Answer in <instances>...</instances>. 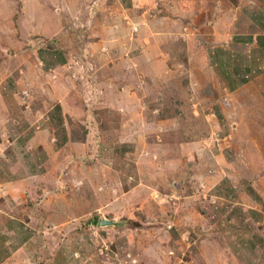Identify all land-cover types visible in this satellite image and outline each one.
<instances>
[{
    "label": "rangeland",
    "instance_id": "obj_1",
    "mask_svg": "<svg viewBox=\"0 0 264 264\" xmlns=\"http://www.w3.org/2000/svg\"><path fill=\"white\" fill-rule=\"evenodd\" d=\"M263 34L264 0H0V182L38 176L0 264H264Z\"/></svg>",
    "mask_w": 264,
    "mask_h": 264
},
{
    "label": "crops",
    "instance_id": "obj_2",
    "mask_svg": "<svg viewBox=\"0 0 264 264\" xmlns=\"http://www.w3.org/2000/svg\"><path fill=\"white\" fill-rule=\"evenodd\" d=\"M251 41V43L254 45V49L251 51V53H253L252 66L249 67L248 65L247 68L251 70L252 67H254V69L259 72L261 68H264V34L259 35V37L253 35ZM256 46L257 48H255ZM29 179L37 180L38 176L36 175L34 177V175H30L24 178H13L5 180L4 182H0V198L6 195L14 199L22 196L23 193L21 190H19V187L25 188L26 184L24 183L25 181L29 182ZM29 184L32 185V183Z\"/></svg>",
    "mask_w": 264,
    "mask_h": 264
},
{
    "label": "water",
    "instance_id": "obj_3",
    "mask_svg": "<svg viewBox=\"0 0 264 264\" xmlns=\"http://www.w3.org/2000/svg\"><path fill=\"white\" fill-rule=\"evenodd\" d=\"M99 224L101 227H115V226H119L120 222L111 221V220H107V219H101Z\"/></svg>",
    "mask_w": 264,
    "mask_h": 264
}]
</instances>
